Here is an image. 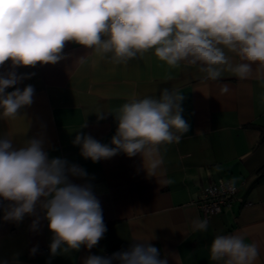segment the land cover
<instances>
[{"label":"crops","instance_id":"0c3cea01","mask_svg":"<svg viewBox=\"0 0 264 264\" xmlns=\"http://www.w3.org/2000/svg\"><path fill=\"white\" fill-rule=\"evenodd\" d=\"M63 53L66 58L54 65L13 69L5 62L0 67V74L12 70L33 74L8 91L34 88L33 103L17 118L0 119V137L8 134L16 148L41 139L50 159L59 157L85 169L107 231L90 250L82 246L51 256L47 221L41 218L34 232L30 229L34 216L26 215L20 222L5 220L11 202L2 198L0 264H83L89 255L127 251L141 241L156 247L168 264H217L210 259L213 239L238 232L245 233L246 242L258 245L256 264H264V69L253 65L246 79L225 71L211 81L195 66L170 69L151 51L120 65L74 42H67ZM82 56L84 63L79 61ZM169 74L173 79H166ZM164 88L184 95L182 115L190 127L179 143L161 146L163 164L156 177L146 173L139 155L119 153L97 163L81 156L80 146L72 143L77 132L110 144L120 107L132 100L158 98ZM219 177L234 180L237 192L229 207L207 218L206 231H196L193 221L203 217L195 201L202 188ZM37 214L43 216L39 209ZM34 246L38 251L30 255Z\"/></svg>","mask_w":264,"mask_h":264},{"label":"clouds","instance_id":"9594fccd","mask_svg":"<svg viewBox=\"0 0 264 264\" xmlns=\"http://www.w3.org/2000/svg\"><path fill=\"white\" fill-rule=\"evenodd\" d=\"M67 42L82 45L114 65L151 51L168 68L195 66L207 80L216 81L225 71L246 79L253 65L264 69V0H0V67L5 62L13 69L54 65L66 58ZM85 60L79 58L81 63ZM31 75H18L15 70L0 74V119H15L33 103L31 85L6 91ZM166 79L173 77L169 74ZM223 88L228 90L226 84ZM183 100L179 91L164 88L158 98L124 103L115 116L118 126L110 144L80 132L72 143L93 163L119 153L130 158L139 155L146 173L156 177L163 164L161 146L179 143L189 130L182 115ZM70 177L86 182L73 183ZM87 177L85 169L66 159H50L41 139L16 148L8 134L0 137V197L11 202L4 219L20 222L26 215L34 216L30 226L34 232L41 218L46 220L52 233L51 256L82 246L90 250L107 231ZM208 225L207 218L193 221L196 231H206ZM37 251L34 246L30 255ZM259 254L258 245L246 242L244 232L218 235L210 245V259L217 264H256ZM114 260L168 264L148 241L110 257L89 255L83 264Z\"/></svg>","mask_w":264,"mask_h":264},{"label":"built area","instance_id":"2783aa9c","mask_svg":"<svg viewBox=\"0 0 264 264\" xmlns=\"http://www.w3.org/2000/svg\"><path fill=\"white\" fill-rule=\"evenodd\" d=\"M237 192V187L230 181L218 178L210 181L202 188L195 205L201 213L203 219L211 215L219 214L224 208L229 207ZM112 253L104 250L102 257H110Z\"/></svg>","mask_w":264,"mask_h":264},{"label":"trees","instance_id":"16d2710c","mask_svg":"<svg viewBox=\"0 0 264 264\" xmlns=\"http://www.w3.org/2000/svg\"><path fill=\"white\" fill-rule=\"evenodd\" d=\"M11 89V88H10ZM10 89H6V91H8V90H10ZM219 178H221V177H219ZM218 179V178H217ZM216 179V180H217ZM216 180H214V181H216ZM225 180V179H224ZM1 205H2V197H0V211H1Z\"/></svg>","mask_w":264,"mask_h":264}]
</instances>
